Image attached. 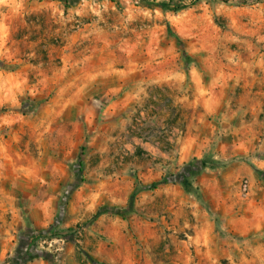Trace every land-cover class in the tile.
<instances>
[{
    "label": "rangeland",
    "instance_id": "obj_1",
    "mask_svg": "<svg viewBox=\"0 0 264 264\" xmlns=\"http://www.w3.org/2000/svg\"><path fill=\"white\" fill-rule=\"evenodd\" d=\"M0 264H264V0H0Z\"/></svg>",
    "mask_w": 264,
    "mask_h": 264
},
{
    "label": "trees",
    "instance_id": "obj_2",
    "mask_svg": "<svg viewBox=\"0 0 264 264\" xmlns=\"http://www.w3.org/2000/svg\"><path fill=\"white\" fill-rule=\"evenodd\" d=\"M161 8L165 11H173L174 13H179L183 10H185L187 7L183 4H180V5H177L173 8H170V6H168L167 4H162L161 5ZM170 29V28H169ZM178 41L180 42V38L178 36H175ZM203 167H206V162H203ZM177 176H172V178H176ZM180 179H181V184L183 185V187L186 189V190H189L191 189V182L189 181L188 179V174L187 173H183L180 175ZM158 184H155L154 187H156ZM49 233V231H38L36 232L37 236L36 237H39V238H46V237H49L47 236V234Z\"/></svg>",
    "mask_w": 264,
    "mask_h": 264
},
{
    "label": "built area",
    "instance_id": "obj_3",
    "mask_svg": "<svg viewBox=\"0 0 264 264\" xmlns=\"http://www.w3.org/2000/svg\"><path fill=\"white\" fill-rule=\"evenodd\" d=\"M242 187V192L245 196H247L249 194V185L247 182H244L241 184Z\"/></svg>",
    "mask_w": 264,
    "mask_h": 264
}]
</instances>
